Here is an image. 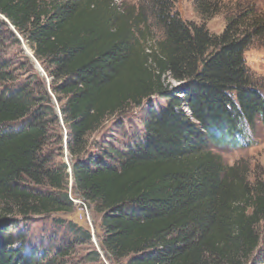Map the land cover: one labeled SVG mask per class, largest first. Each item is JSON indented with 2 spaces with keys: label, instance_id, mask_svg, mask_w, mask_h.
Returning <instances> with one entry per match:
<instances>
[{
  "label": "trees",
  "instance_id": "1",
  "mask_svg": "<svg viewBox=\"0 0 264 264\" xmlns=\"http://www.w3.org/2000/svg\"><path fill=\"white\" fill-rule=\"evenodd\" d=\"M223 2L194 0L196 23L176 11L177 0H0V264H62L64 250L50 259L12 249L3 227L71 213L72 196L103 214L102 249L126 264H264V178L211 147L237 146L264 123V84L245 57L264 41V8L238 0L224 30L212 33L206 22ZM10 25L44 67L51 93L39 75L15 87L17 71L1 58L9 38L21 44ZM53 96L72 172L45 154L49 126L61 118ZM152 97L167 105L146 113L144 136L91 142ZM27 117L20 129L7 127Z\"/></svg>",
  "mask_w": 264,
  "mask_h": 264
},
{
  "label": "rangeland",
  "instance_id": "2",
  "mask_svg": "<svg viewBox=\"0 0 264 264\" xmlns=\"http://www.w3.org/2000/svg\"><path fill=\"white\" fill-rule=\"evenodd\" d=\"M115 1L117 4H137L139 2V0ZM223 1L224 10L206 22L207 28L212 33L219 34L224 30L229 13L227 9L234 8V3L238 0ZM255 2L258 8H264V0H255ZM176 11L185 20L202 23V18L195 7L194 0H177ZM10 28L13 29V26L10 25ZM13 30L20 39L21 44H17L12 38H9L1 58L9 63L11 69L13 68L17 71L18 81L14 83L15 87L31 79L34 85L39 75L45 79L47 89L51 93V79L48 77L44 67L42 66L46 75L40 73L31 54L25 51L24 44L34 55L31 47L15 29ZM158 32L160 35L161 31ZM245 57L251 71L264 84V41L255 43L248 49ZM52 100L54 101L55 110L59 114L61 104L54 96ZM166 105V100L152 97L142 108L132 109L121 117L113 118L100 133L93 134L91 142L96 141L98 145L102 141H111L119 145L129 144L135 138L144 136L142 122L146 113L150 109L161 111ZM29 118L9 123L7 127L15 130L20 129L29 122ZM49 129L45 154L51 159V165L60 166L67 164V171L70 172L72 160L70 155L68 158L66 147H63L69 138L68 130L62 118H60L58 124H50ZM249 132L251 138L248 140L246 137H240V143L237 146H232L231 143L225 146L210 145L215 152L223 157L226 163L230 165L236 163L248 165L252 179L264 178V123L261 118L256 121L255 132L252 133L251 130ZM92 150L95 154L98 153L96 148ZM30 186L41 191H53L48 185L36 186L30 184ZM74 191V180L70 177L68 178V192L72 194ZM74 197L72 196L71 199L74 201L75 207L71 213H52L28 218L18 217V219L9 224V227L4 226L3 228L7 229L8 233L14 237L15 243L12 249L22 246L26 254L50 257V259L55 255L58 256L64 250L68 252V255L62 257V264H126L128 259L115 260L102 249L101 238L103 229L101 222L103 214L97 212L95 206L89 204L83 198ZM262 249L263 246L256 253L253 262L258 263L263 253Z\"/></svg>",
  "mask_w": 264,
  "mask_h": 264
},
{
  "label": "water",
  "instance_id": "3",
  "mask_svg": "<svg viewBox=\"0 0 264 264\" xmlns=\"http://www.w3.org/2000/svg\"><path fill=\"white\" fill-rule=\"evenodd\" d=\"M0 17L3 18V19H5L7 21V19L3 15L0 14ZM13 29H14V27H13ZM24 49H25V51L28 54H31V56L34 59V62H36V65H37L38 70L40 71V73L43 74V75H46V73L44 72V69H43L42 65L39 63V61L35 58V56L33 55V53L29 50V48L25 44H24ZM59 114H60V116L62 118V114H61L60 109H59ZM62 121H63V119H62ZM67 155H68V158H69V153L68 152H67ZM70 172H72V168L71 167H70ZM72 178H73V176H72Z\"/></svg>",
  "mask_w": 264,
  "mask_h": 264
}]
</instances>
